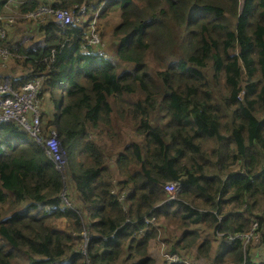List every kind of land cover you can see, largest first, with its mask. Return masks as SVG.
Masks as SVG:
<instances>
[{
  "label": "trees",
  "instance_id": "1",
  "mask_svg": "<svg viewBox=\"0 0 264 264\" xmlns=\"http://www.w3.org/2000/svg\"><path fill=\"white\" fill-rule=\"evenodd\" d=\"M10 5L119 21L114 60L82 49L91 18L23 19L18 38L12 28L0 41L26 74L14 88L42 77V134L54 129L67 156L59 172L31 136L0 123V264H154L151 240L208 264H253L251 244L216 232L258 222L264 249V0H0V14ZM32 32L38 50L19 43ZM175 181L178 199L165 202Z\"/></svg>",
  "mask_w": 264,
  "mask_h": 264
},
{
  "label": "built area",
  "instance_id": "2",
  "mask_svg": "<svg viewBox=\"0 0 264 264\" xmlns=\"http://www.w3.org/2000/svg\"><path fill=\"white\" fill-rule=\"evenodd\" d=\"M241 1V0H240ZM15 7V6H14ZM16 8V7H15ZM42 13V14H41ZM48 15L55 19V21L64 26L73 24L76 21V17L73 11L55 10L50 7H39L36 11L23 15V19L37 18L42 15ZM10 15L0 14V41L6 37L9 31L15 27V20L8 18ZM21 19V20H23ZM40 43V42H38ZM89 45H95L98 43L96 37L91 36L88 40ZM42 45V43L37 46ZM11 55L10 50L5 46H0V56L2 60ZM4 61V60H3ZM42 77L28 81L17 89L13 87L11 82L4 78L0 81V122H15L21 126L24 130L29 132L38 140L39 134V113L40 107L37 100V96L41 91ZM45 152L49 158L53 161L56 167H62L65 161V156L60 149L56 133L53 132L52 136L45 141ZM168 199H172L180 191V184L173 183L168 185ZM218 217V221H220ZM153 223L154 219L147 221ZM258 223H254L252 228L247 233H239L235 235H226V242L233 243L239 241L242 245H258L261 241V237L258 232ZM218 238H221L222 234L216 233ZM165 264H198L195 261L182 260L176 254H163ZM256 264H264V260H259Z\"/></svg>",
  "mask_w": 264,
  "mask_h": 264
},
{
  "label": "rangeland",
  "instance_id": "3",
  "mask_svg": "<svg viewBox=\"0 0 264 264\" xmlns=\"http://www.w3.org/2000/svg\"><path fill=\"white\" fill-rule=\"evenodd\" d=\"M4 15H5V17L10 15L8 18H13L15 20L16 23H15V27H14L15 28L14 32L16 31V29H21L20 27H23V26L25 27L26 23H27L25 21H29V20H21V19H23V17L20 15L17 8H15L13 5L8 6ZM90 15H91V13H86L85 15L82 16V19L84 21H86L90 18ZM107 16L108 17L106 19H104V17L101 15L98 17V24H101V27L97 26V23L95 26H92L93 31H92L91 36L96 37V39L98 40L99 50H101L100 52L107 55V57L109 59L114 60V56L112 55L113 54V47H114V40L110 36V30L114 27L115 23L118 22L119 20H118V16L116 13L110 15V13L107 12ZM38 20H32V21H34V23H35V22H38ZM32 26H30V27H32ZM11 31H12V29H11ZM32 33L34 34V32H32ZM34 35H36V34H34ZM12 37H13V35H12ZM16 38H18L17 33H16ZM35 38H36V36L31 37L27 41L25 39L24 40L21 39V41L19 43H25L27 46ZM12 43H14V40L12 41ZM27 47H29V46H27ZM3 60L0 56V76H4L5 74H7V75H11L12 77H23L24 75H26L24 72L20 71V68H22V65H21V63H19V64L16 63L12 54L9 56L8 59H6V57H4ZM120 66H121V68L125 67V65H123V64ZM41 134H42V127L40 126L39 136ZM123 136H124L125 140H127V131L123 130ZM101 141H102L101 146L103 149L105 148L107 150L111 147V143L108 142L107 140H101ZM38 142H41L40 137L38 138ZM263 165H264V161H263ZM110 167L112 169H114L113 164H111ZM60 170H62V168ZM59 227H63V225L60 224ZM257 232H258L259 236L262 237V233H261L262 231L261 232L257 231ZM249 246H251V245H249ZM252 246H253L252 249H255L254 252H257L258 249L262 248V244L259 246H256V245H252ZM243 249H246V245H243ZM148 253H149V256L152 258L154 264H164L163 263V256L159 250V247L156 249H151V248L148 249ZM260 258H261L260 256L254 255L253 261L255 259H260ZM194 261L197 262L198 264H208L207 260H205V259H199V260H194Z\"/></svg>",
  "mask_w": 264,
  "mask_h": 264
},
{
  "label": "clouds",
  "instance_id": "4",
  "mask_svg": "<svg viewBox=\"0 0 264 264\" xmlns=\"http://www.w3.org/2000/svg\"><path fill=\"white\" fill-rule=\"evenodd\" d=\"M238 1H240V0H238ZM241 1H243V0H241ZM41 7H46V6H41ZM55 10H56V9H55ZM59 10H64V9H59ZM66 11H68V10H66ZM98 11H99V10H98ZM69 12H71V11H69ZM73 12H74V14H75L76 21H75L73 24H70V25H73V26H74V25H76V24H80V23H82V22H85V21L82 19V16L85 15L86 13H88V12H86V8H85L84 6H74V11H73ZM78 15H80V17H78ZM44 17H45V18H50V19H52V20L54 21V23H55L56 25H58L60 28H62V27H64V26H68V25H64V26H62V25L58 24V23L55 21V19H53L52 17H50V16H48V15H45V14L42 15V16H40V17L33 18V20H35V19H39V18H44ZM90 18H91V24L89 25V29H88V31H86V33H85V35H84V40H85V42H86V46L82 47V49H83L84 51H87L86 48L89 46V47L95 48L97 51L100 52L101 50H99V42H98L97 44H95V45H89V43H88V40H89V38H91L92 31H93L92 26H95L96 23H98L97 12L94 13L93 15H90ZM90 18H89V19H90ZM89 19H88V20H89ZM88 20H86V22H87ZM31 35H32V36H31ZM34 36H35L34 34L24 35L21 39H23V40L25 39V40L27 41L29 38L34 37ZM21 39H20V41H21ZM38 42L42 43V45L37 46L38 44H40V43H38ZM43 45H44V43H43V38H42V37H39V36H36V38L33 39V40L31 41V43L28 44L27 46H29V47H28L29 49H32V50H38V49L42 48ZM8 49H9V48H8ZM4 78H7V79L11 82V84H12V81H11L12 79H19V78H22V77H12L11 75H7V74H5L4 76H0V81L3 80ZM37 78H39V77H37ZM35 79H36V78H35ZM31 80H32V79H28V80H26L25 82H23L22 84H24V83H26V82H28V81H31ZM33 80H34V79H33ZM22 84H20L19 86H21ZM12 85H13V84H12ZM19 86H17L16 89H17ZM13 87H14V86H13ZM41 91H42V86H41ZM41 91H40V93H41ZM40 93H39V94H40ZM39 94H38V96H39ZM242 94H243V93H242ZM38 96H37V100H38L39 107H40V113H39V128H40V126H41V118H40V116H41L42 106H41V102H40ZM0 123H7V122H0ZM11 123H14L19 129L23 130V131L26 132L29 136H31V137L35 140V142H36L37 144H39V145L44 149V151H45V146H44V144H45L46 139L49 138V137H51L52 134H53V132L56 133V131H55L54 129H52V130L49 131L46 135L41 134V135L39 136V134H38V138L40 137V139H41V142H38V140H37L34 136H32L31 134H29V132H27L26 130H24L21 126L17 125L15 122H11ZM56 137H57V140H58V143H59L60 149H61V151L63 152V154H64V156H65V161H64L63 167H59V168L56 167L55 164L53 163V161H52V160L49 158V156L46 154V152H45V154H46V156L49 158V160L52 161L54 168H55L57 171L62 172V170H63V168H64V166H65V164H66V161H67V156H66V154L64 153V151H63V149H62V146H61L60 141H59V139H58V135H57V133H56ZM61 168H62V170H60ZM173 183H179V184H180V191H181V189H182V185H181V183H180L179 181L170 182V183L166 184V185L163 187V192H164V194H165V199H164L165 202H172V201H175V200L178 199V195H179L180 191H179L176 195H174L172 199H168V192H167V190H169L168 185L173 184ZM61 202L63 203V205L66 206V208H70V207H71V203L68 202V200L64 197V194L62 195V201H61ZM56 209H57V207L54 208L53 206L44 205L40 210H41L42 212L51 213V212H56ZM220 218H221V217H220ZM150 219H154V222H153V223H148L147 221H149ZM220 220H221V219H220ZM155 222H156L155 217H144V223H145L146 225H154ZM216 233H218V232H216ZM220 234H221V233H220ZM81 236L83 237V243L88 242V241L92 238V235L89 234V236H88V235L85 234L84 231H82ZM225 236H226V235H223V234H222L221 238H218L217 235H216V238H217L219 241L226 242V240L224 239ZM157 241H158V240H157ZM150 243H151V242H150ZM159 243H160V242H159ZM227 243H229V242H227ZM259 244H260V243H259ZM259 244L256 245V246H259ZM159 246L161 247L160 252H161L162 256H163L164 253H167V254H176V255H178L182 260H188V261H194V260L204 259V258H195V257L192 256V254L182 255V256H181V255H179L178 253H170V252L166 251V246H164L162 243H160ZM81 248H82V253L84 254L86 248L83 247V244H82ZM260 250H262V249H258L257 254H255L256 256H258V254L260 253ZM193 259H194V260H193ZM259 260H264V252H263V256H262L260 259H255V260L253 261V264H256ZM163 263L165 264V260H164V258H163ZM180 264H184V263H180Z\"/></svg>",
  "mask_w": 264,
  "mask_h": 264
},
{
  "label": "crops",
  "instance_id": "5",
  "mask_svg": "<svg viewBox=\"0 0 264 264\" xmlns=\"http://www.w3.org/2000/svg\"><path fill=\"white\" fill-rule=\"evenodd\" d=\"M32 36V35H31ZM159 242L157 240H151V243L149 244V249H156L159 247V250H161V247L159 246ZM264 249L260 250V253L258 256L262 257L263 256ZM256 256V255H255Z\"/></svg>",
  "mask_w": 264,
  "mask_h": 264
}]
</instances>
